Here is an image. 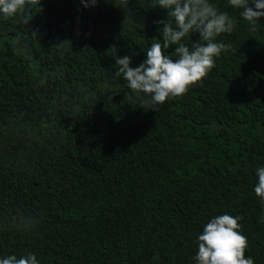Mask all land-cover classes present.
I'll return each mask as SVG.
<instances>
[{
    "label": "trees",
    "instance_id": "16d2710c",
    "mask_svg": "<svg viewBox=\"0 0 264 264\" xmlns=\"http://www.w3.org/2000/svg\"><path fill=\"white\" fill-rule=\"evenodd\" d=\"M26 0L0 15V258L40 264H196L212 218L241 217L264 264V18L227 0L231 47L155 112L116 77L160 39L152 0ZM162 31V26H161ZM192 34L183 41L191 47ZM175 46L165 54L171 58Z\"/></svg>",
    "mask_w": 264,
    "mask_h": 264
},
{
    "label": "clouds",
    "instance_id": "9594fccd",
    "mask_svg": "<svg viewBox=\"0 0 264 264\" xmlns=\"http://www.w3.org/2000/svg\"><path fill=\"white\" fill-rule=\"evenodd\" d=\"M96 3L97 0H90L84 7H94ZM227 3L240 10L241 18L253 31L264 18V0H227ZM25 5L26 0H0V15L15 16ZM152 5L153 9L166 12L164 20L153 22L160 39L151 43L138 66H132L130 55H115L113 59L118 67L115 76L123 77L126 87L140 97V108L155 112L169 98L183 96L215 67V59L231 47L216 42L217 37L232 33L236 22L210 0H152ZM192 34H198L203 43L193 40L191 47L183 43ZM170 46H175L174 59L165 54ZM256 177L253 191L264 202V166L256 169ZM240 219L225 213L215 216L203 227L197 237L196 264H254L250 256L245 257L248 241L239 231ZM0 264H40V261L34 253H28L19 258L2 257Z\"/></svg>",
    "mask_w": 264,
    "mask_h": 264
}]
</instances>
